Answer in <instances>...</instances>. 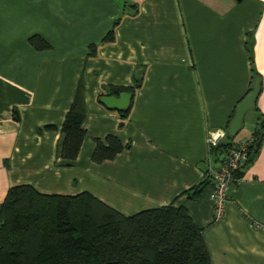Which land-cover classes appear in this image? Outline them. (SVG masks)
Here are the masks:
<instances>
[{
	"label": "crops",
	"instance_id": "obj_1",
	"mask_svg": "<svg viewBox=\"0 0 264 264\" xmlns=\"http://www.w3.org/2000/svg\"><path fill=\"white\" fill-rule=\"evenodd\" d=\"M254 78L255 120L239 136L246 112L231 137ZM79 82L85 136L68 163L61 127ZM114 87L134 89L124 120L99 102L118 96ZM217 129L226 131L219 145L264 134V0H0V204L19 185L87 192L124 216L173 204L200 228L211 264H264V139L220 217L210 184L195 200L186 194L218 169L221 151L207 142ZM109 135L124 149L92 162L95 141Z\"/></svg>",
	"mask_w": 264,
	"mask_h": 264
},
{
	"label": "trees",
	"instance_id": "obj_2",
	"mask_svg": "<svg viewBox=\"0 0 264 264\" xmlns=\"http://www.w3.org/2000/svg\"><path fill=\"white\" fill-rule=\"evenodd\" d=\"M116 20L101 40L112 42ZM33 44L46 48L38 36ZM94 54L95 45H90ZM137 81L136 87H140ZM133 94V88L114 87L113 93ZM131 104L118 111L122 120L129 115ZM235 114V113H234ZM84 94L79 82L73 101L65 114L60 157L76 160L85 136ZM13 119L18 115L13 112ZM123 123L119 124L122 127ZM46 129H52L47 127ZM248 161L252 162L263 139V130L250 136ZM235 144V143H234ZM234 144L218 145L221 154ZM124 146L116 136L96 140L92 162L99 164L116 157ZM187 190L190 200L199 197L211 185L210 177ZM0 264H211L201 230L183 207L173 204L124 216L87 192L74 196L45 195L30 185L7 190L0 204Z\"/></svg>",
	"mask_w": 264,
	"mask_h": 264
},
{
	"label": "built area",
	"instance_id": "obj_3",
	"mask_svg": "<svg viewBox=\"0 0 264 264\" xmlns=\"http://www.w3.org/2000/svg\"><path fill=\"white\" fill-rule=\"evenodd\" d=\"M226 131L223 129L211 130L208 132V146L214 150L225 137ZM251 138H244L228 148L219 157L218 169L209 168L211 179L210 200L214 205V212L220 217L226 202L228 189L238 179L236 175L242 170L248 161V152L251 145Z\"/></svg>",
	"mask_w": 264,
	"mask_h": 264
},
{
	"label": "water",
	"instance_id": "obj_4",
	"mask_svg": "<svg viewBox=\"0 0 264 264\" xmlns=\"http://www.w3.org/2000/svg\"><path fill=\"white\" fill-rule=\"evenodd\" d=\"M136 77H140V71L136 73ZM259 92V80L254 78L251 85V92L237 105L235 114L227 128V134L234 136L240 129L243 117L246 112L253 109L254 101ZM131 95L126 92L120 93L118 96L101 97L99 102L108 110L125 111L129 108ZM262 123V122H261Z\"/></svg>",
	"mask_w": 264,
	"mask_h": 264
},
{
	"label": "rangeland",
	"instance_id": "obj_5",
	"mask_svg": "<svg viewBox=\"0 0 264 264\" xmlns=\"http://www.w3.org/2000/svg\"><path fill=\"white\" fill-rule=\"evenodd\" d=\"M255 120V116H254V113L251 111V112H248L245 117H244V122H243V125H244V128L243 130L241 131V133L239 134V136H242L244 135L245 133H248V130L249 128L252 126V123L254 122ZM247 138V137H246ZM244 139V138H243Z\"/></svg>",
	"mask_w": 264,
	"mask_h": 264
}]
</instances>
